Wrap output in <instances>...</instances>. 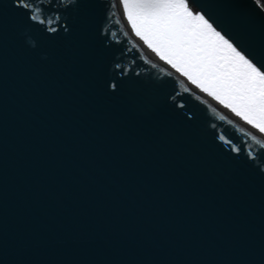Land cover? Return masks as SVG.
<instances>
[{
    "label": "water",
    "instance_id": "obj_1",
    "mask_svg": "<svg viewBox=\"0 0 264 264\" xmlns=\"http://www.w3.org/2000/svg\"><path fill=\"white\" fill-rule=\"evenodd\" d=\"M27 3L0 0V264H264V134L109 0ZM196 6L264 62L255 0Z\"/></svg>",
    "mask_w": 264,
    "mask_h": 264
},
{
    "label": "snow or ice",
    "instance_id": "obj_2",
    "mask_svg": "<svg viewBox=\"0 0 264 264\" xmlns=\"http://www.w3.org/2000/svg\"><path fill=\"white\" fill-rule=\"evenodd\" d=\"M121 3L135 35L161 60L264 134V62L229 37L196 0ZM20 7L32 5L20 0Z\"/></svg>",
    "mask_w": 264,
    "mask_h": 264
},
{
    "label": "bare ground",
    "instance_id": "obj_3",
    "mask_svg": "<svg viewBox=\"0 0 264 264\" xmlns=\"http://www.w3.org/2000/svg\"><path fill=\"white\" fill-rule=\"evenodd\" d=\"M109 1L112 6V10L115 14V17L119 21L120 29L123 32V34L126 36V38L129 40V42L132 45L142 49L143 51L159 57L155 52L149 49L147 45L139 37L135 35L134 31L132 30L130 24L127 21L126 15L124 14L121 0H109Z\"/></svg>",
    "mask_w": 264,
    "mask_h": 264
},
{
    "label": "trees",
    "instance_id": "obj_4",
    "mask_svg": "<svg viewBox=\"0 0 264 264\" xmlns=\"http://www.w3.org/2000/svg\"><path fill=\"white\" fill-rule=\"evenodd\" d=\"M258 5L262 8V10L264 11V4L261 3V0H255Z\"/></svg>",
    "mask_w": 264,
    "mask_h": 264
}]
</instances>
